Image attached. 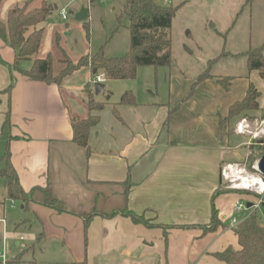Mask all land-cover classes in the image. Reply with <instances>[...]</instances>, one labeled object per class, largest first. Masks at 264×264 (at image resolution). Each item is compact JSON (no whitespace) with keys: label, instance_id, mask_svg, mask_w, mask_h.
<instances>
[{"label":"crops","instance_id":"1","mask_svg":"<svg viewBox=\"0 0 264 264\" xmlns=\"http://www.w3.org/2000/svg\"><path fill=\"white\" fill-rule=\"evenodd\" d=\"M29 1L4 0L0 20L9 8ZM45 22L37 26L44 29L37 57H54L56 43L52 32L45 31ZM14 57V49L0 39V164L6 165L3 157L8 152L22 189H37L26 209L21 204L19 212H12L13 224L40 228V238L59 246L57 252L66 254L67 264H226L214 253L239 248L231 221L237 198L225 190L220 170L226 163L246 162L247 153L241 156L237 142L245 132L232 131L245 117L235 123L222 120L230 105L245 97L250 83L260 93L258 111L264 110L259 98L264 81L257 70L245 64L243 73L226 76L229 86L223 89L220 75L198 79L177 67H138L141 82L124 84L117 99L112 100L113 92L104 85L102 100L89 96L103 107L82 147L72 141V122L92 114L77 92L89 89L90 67L82 66L87 69L84 83L76 76L80 67L60 85L48 84L12 68ZM31 64L20 61L19 69ZM64 67L54 59L53 74ZM125 91L131 92L132 103H119ZM6 121L12 138L2 136ZM127 178L132 186L126 192L122 182ZM218 190L213 201L221 225L204 231L201 226L210 222L212 196ZM1 193L6 194L4 185ZM45 196L63 211L44 204ZM112 197L117 204L97 208ZM10 203L15 207L12 199ZM124 207L154 225L120 213L107 216ZM253 209L238 214V222ZM4 220L0 217V223ZM3 260L0 264L7 263Z\"/></svg>","mask_w":264,"mask_h":264},{"label":"rangeland","instance_id":"2","mask_svg":"<svg viewBox=\"0 0 264 264\" xmlns=\"http://www.w3.org/2000/svg\"><path fill=\"white\" fill-rule=\"evenodd\" d=\"M40 1L42 0H30L27 3L28 9L30 6H38ZM46 1L52 5V11L43 26L46 27L47 34L52 32L53 42L56 43L52 53L54 57L51 55L53 61L59 59L64 63L70 60L73 63L81 56L92 55L101 46L103 55L107 58L119 57L128 51L130 34L128 18L122 10L124 0ZM159 2L177 7L166 36L170 39L171 66L181 68L187 75L199 76L201 73H210L214 77L220 75L225 79L227 75L243 73V66L246 64L244 54L249 49L258 48L264 54V0H169L167 3L159 0ZM54 6H57V9ZM61 8L67 11L65 20L60 18ZM83 8L87 10L88 17L80 21L75 20L74 15ZM222 56L229 58L223 60ZM76 76L79 77V83L86 82L87 69L82 67ZM145 76L146 73L143 74V78ZM141 79L140 75L139 78L135 76L131 80L113 79L101 83L113 92L114 100L125 90L124 84H137ZM88 86V90L85 88L77 91L81 98L87 101L91 97L98 98L97 100L104 98L103 93L98 95L94 93L93 84L89 83ZM259 89L260 102L263 103L264 86ZM65 92L69 100L66 89ZM92 100L95 103H102ZM96 113V110H92V114ZM262 113L258 110L249 111L245 117L249 127L237 138L241 156L244 157L247 153V173H250L251 164L263 154L262 152L259 155L261 149L256 148L260 145L258 142L264 138ZM239 121L233 124V133H236ZM254 134L257 136L253 137ZM246 141L249 145L245 144ZM4 167L5 164H0V169ZM3 185L4 178L0 175V217L4 216L5 219V224L0 223V251L4 255V260L0 259V262L3 260L7 262L6 264H67L66 254L62 251L57 252L59 246L49 244L40 238V228H24L13 224L12 212H19L21 203L20 200L12 199L15 204V207H12L11 199L6 194L1 196ZM231 193L244 203L258 202V196L253 193L245 191ZM111 204H117L115 197L106 200L104 205L100 201L97 208L103 209V206L109 207ZM262 205L261 202L256 209L264 220ZM16 241L20 244L16 245ZM48 252L52 253L51 257Z\"/></svg>","mask_w":264,"mask_h":264},{"label":"trees","instance_id":"3","mask_svg":"<svg viewBox=\"0 0 264 264\" xmlns=\"http://www.w3.org/2000/svg\"><path fill=\"white\" fill-rule=\"evenodd\" d=\"M1 2L2 0H0V6ZM27 3L25 2L23 5H17L7 10L5 20H0V39L15 51L14 62L11 67L18 69L24 76L32 80L60 85L65 77L82 66H89L92 74L102 72L106 79H133L139 66H171L170 39L166 35L177 10L176 6L162 4L159 0H124L122 10L127 15L130 34L128 51L122 56L107 58L103 55V46H101L92 55L81 56L76 62L64 61L65 67L54 75L51 54L48 53L44 57H37L44 32L43 27L37 28V26L48 19L52 11V5L42 1L39 6L28 9ZM30 28L31 30H29ZM244 55L248 70H257L264 81V54L261 49H249ZM23 60L32 61L29 69H19V62ZM0 61L2 62L1 58ZM207 75L209 74L202 73L198 76V79ZM218 83L223 89H227L229 79H218ZM259 94V91L250 83L245 97L230 105L228 114L222 122L233 121L235 123L237 120L246 117L249 111L258 110L256 99ZM132 100L131 92L125 91L121 95L119 103H132ZM87 105L90 111L96 110L97 112L103 107V103H95L92 99L88 100ZM262 112L264 116V110ZM98 121L99 116L97 113L91 114L84 119H74L72 122V141L79 146L86 147L89 130ZM9 128V121H6L2 130L3 137L12 138ZM256 148L261 149L259 155L264 152L263 144L257 145ZM8 157L9 153L7 152L3 157L6 165L0 169V175L4 178L6 196L10 199L20 200L23 208L26 209L28 201L35 199L33 191L37 188H33L28 192L22 189ZM122 184L125 186L126 192L132 186L129 178ZM217 193H220V190L216 191L212 196L210 222L207 226H201L204 231H212L221 225L213 201ZM42 202L48 206L56 207L59 211H63L60 206H55L54 199L49 196H45V200ZM261 202L264 207V195L261 196ZM115 213L128 216L134 222H140L147 226L154 225L142 215H138L126 207L113 210L107 216ZM101 214L103 215V213ZM90 217L89 215L84 218L87 221ZM155 225L162 227V225ZM233 231L237 237L239 248L234 250L231 247H227L221 252L214 253V256L223 260L226 264H264V221L257 213V209L254 208L245 218L237 222L233 227ZM72 264L85 263L74 262Z\"/></svg>","mask_w":264,"mask_h":264},{"label":"built area","instance_id":"4","mask_svg":"<svg viewBox=\"0 0 264 264\" xmlns=\"http://www.w3.org/2000/svg\"><path fill=\"white\" fill-rule=\"evenodd\" d=\"M164 3H167L169 0H162ZM60 17L61 19H66L67 11L65 9L60 10ZM105 79L104 74L99 72L94 74L90 80L91 84H95L97 82H102ZM248 127L247 122L245 119H242L237 124L236 132L244 133L246 128ZM257 135V134H256ZM256 137V136H255ZM258 159L253 162L250 166L249 172H246L247 163L246 162H237V163H226L221 167L220 175L221 180L224 184L226 189L235 190V191H245L249 193H253L254 195L258 196V202L251 203L252 205L250 208H256L261 204V196L264 195V174L260 173L257 168ZM257 176L262 181L261 184L252 185V186H245L243 185V179L251 178L252 176ZM248 203H244L242 200H235L233 203L232 211V223L235 225L238 222L237 215L240 214L244 210H248ZM0 258H4L3 253L0 251Z\"/></svg>","mask_w":264,"mask_h":264},{"label":"water","instance_id":"5","mask_svg":"<svg viewBox=\"0 0 264 264\" xmlns=\"http://www.w3.org/2000/svg\"><path fill=\"white\" fill-rule=\"evenodd\" d=\"M88 17V12L86 9H81L79 12H77L74 15V19L75 20H84ZM93 89H94V93L96 95L100 94L103 92V84L100 82H97L93 85ZM262 143L264 144V141H262ZM257 168L260 171V173L264 174V152L263 154L259 157L258 162H257ZM252 204L248 203L247 206L250 207Z\"/></svg>","mask_w":264,"mask_h":264},{"label":"bare ground","instance_id":"6","mask_svg":"<svg viewBox=\"0 0 264 264\" xmlns=\"http://www.w3.org/2000/svg\"><path fill=\"white\" fill-rule=\"evenodd\" d=\"M261 180L259 179V177L257 176H252L251 178H247V179H243V185L245 186H252V185H257V184H261Z\"/></svg>","mask_w":264,"mask_h":264},{"label":"flooded vegetation","instance_id":"7","mask_svg":"<svg viewBox=\"0 0 264 264\" xmlns=\"http://www.w3.org/2000/svg\"><path fill=\"white\" fill-rule=\"evenodd\" d=\"M262 141H264V138H263V140H260L258 143L263 144ZM263 145H264V144H263Z\"/></svg>","mask_w":264,"mask_h":264}]
</instances>
